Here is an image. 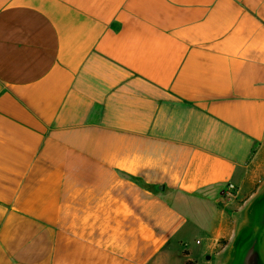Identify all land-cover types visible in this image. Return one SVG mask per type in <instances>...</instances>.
<instances>
[{
  "label": "crops",
  "instance_id": "1",
  "mask_svg": "<svg viewBox=\"0 0 264 264\" xmlns=\"http://www.w3.org/2000/svg\"><path fill=\"white\" fill-rule=\"evenodd\" d=\"M263 190L264 0H0V264H227Z\"/></svg>",
  "mask_w": 264,
  "mask_h": 264
},
{
  "label": "water",
  "instance_id": "2",
  "mask_svg": "<svg viewBox=\"0 0 264 264\" xmlns=\"http://www.w3.org/2000/svg\"><path fill=\"white\" fill-rule=\"evenodd\" d=\"M227 264H264V190L252 201Z\"/></svg>",
  "mask_w": 264,
  "mask_h": 264
},
{
  "label": "built area",
  "instance_id": "3",
  "mask_svg": "<svg viewBox=\"0 0 264 264\" xmlns=\"http://www.w3.org/2000/svg\"><path fill=\"white\" fill-rule=\"evenodd\" d=\"M234 189H235V187H234L233 185L230 184V185L228 186V190H229L230 192L234 191Z\"/></svg>",
  "mask_w": 264,
  "mask_h": 264
}]
</instances>
